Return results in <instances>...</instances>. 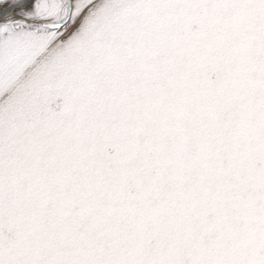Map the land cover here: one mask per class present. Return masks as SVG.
Listing matches in <instances>:
<instances>
[{
  "label": "snow or ice",
  "instance_id": "snow-or-ice-1",
  "mask_svg": "<svg viewBox=\"0 0 264 264\" xmlns=\"http://www.w3.org/2000/svg\"><path fill=\"white\" fill-rule=\"evenodd\" d=\"M0 264H264V0H0Z\"/></svg>",
  "mask_w": 264,
  "mask_h": 264
}]
</instances>
